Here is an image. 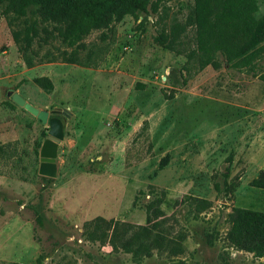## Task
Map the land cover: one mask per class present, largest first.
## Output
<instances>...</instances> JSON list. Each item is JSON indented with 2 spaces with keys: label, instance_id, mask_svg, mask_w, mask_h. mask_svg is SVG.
Here are the masks:
<instances>
[{
  "label": "rangeland",
  "instance_id": "obj_1",
  "mask_svg": "<svg viewBox=\"0 0 264 264\" xmlns=\"http://www.w3.org/2000/svg\"><path fill=\"white\" fill-rule=\"evenodd\" d=\"M148 2L147 13L114 6L74 46L66 11L16 21L0 5V264H264L254 243L229 242L235 208L264 213L251 185L264 171V82L222 55L201 67L196 0ZM10 91L64 122L52 178L40 174L49 124ZM98 217L151 235L135 228L131 251H114L89 238Z\"/></svg>",
  "mask_w": 264,
  "mask_h": 264
},
{
  "label": "trees",
  "instance_id": "obj_2",
  "mask_svg": "<svg viewBox=\"0 0 264 264\" xmlns=\"http://www.w3.org/2000/svg\"><path fill=\"white\" fill-rule=\"evenodd\" d=\"M7 12L13 13V20L28 18L35 14V8L45 21H50L61 11H66V28L61 36L70 45L88 35L91 29L99 26L114 6H121L131 13H147L148 0H0ZM196 23L198 26V50L201 67H219L220 56L240 69H248L255 77L264 82V70H257V60L264 59V14H260L256 0H196ZM36 23V22H34ZM28 27L21 50L25 53L32 45L34 24ZM23 43L24 45H22ZM43 89L52 92L54 85L47 77L37 80ZM253 187L264 190V171L253 180ZM206 206L208 202L202 200ZM156 204L154 215L164 218L165 213ZM232 215V228L229 242L238 248L251 247L257 256L264 255V213L243 208H235ZM149 222L152 212L149 210ZM91 230L89 238L109 242L114 251H131L135 237L133 229L144 230L150 236L151 229L136 226L119 220H106L98 217L85 225ZM149 239V238H148ZM162 237L139 246L137 252L142 257H152L154 249L162 243ZM159 245V246H156Z\"/></svg>",
  "mask_w": 264,
  "mask_h": 264
},
{
  "label": "water",
  "instance_id": "obj_3",
  "mask_svg": "<svg viewBox=\"0 0 264 264\" xmlns=\"http://www.w3.org/2000/svg\"><path fill=\"white\" fill-rule=\"evenodd\" d=\"M8 96L19 106L25 108L32 115L45 124H49V139L44 143L41 152L40 174L52 178L56 175V162L58 156V145L65 137V125L61 118L51 117L48 111L40 110L28 103L23 96L13 91Z\"/></svg>",
  "mask_w": 264,
  "mask_h": 264
}]
</instances>
